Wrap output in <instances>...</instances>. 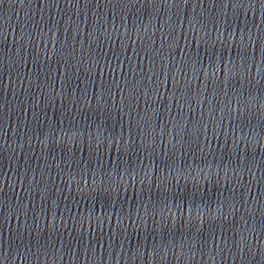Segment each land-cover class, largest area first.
Instances as JSON below:
<instances>
[{
    "label": "snow or ice",
    "instance_id": "snow-or-ice-1",
    "mask_svg": "<svg viewBox=\"0 0 264 264\" xmlns=\"http://www.w3.org/2000/svg\"><path fill=\"white\" fill-rule=\"evenodd\" d=\"M165 167L168 168V167H170V165L167 162H165ZM180 175H183V173L181 172ZM189 178H191V180H192V194H191V196L188 194L187 191L185 192V195H183V196L173 194L171 207H174L176 209V211L180 214H183L186 210L188 213L189 219L191 220L193 218V214L199 215L201 213L202 209L206 208L207 205H203V203H202L203 198L202 197L200 198V202H198V200L194 194L195 191L198 190L197 181H196L195 177L191 176L190 172L188 173L187 176H184L185 188H187V183H188ZM171 179H175V178L171 177V175L169 174V176H165V177L161 178V182H163L164 180H171ZM176 184L179 185L178 179H176ZM177 200H182V201H184V203L178 204ZM159 201H160V196L158 195L153 203L154 204L159 203ZM164 207L168 211L171 210L170 208H168L167 198H165V200H164ZM145 211L147 212L148 209L146 208ZM152 211H155V208H153Z\"/></svg>",
    "mask_w": 264,
    "mask_h": 264
}]
</instances>
